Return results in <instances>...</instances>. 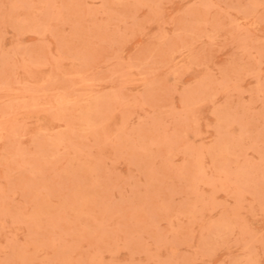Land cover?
<instances>
[{
    "label": "rangeland",
    "instance_id": "obj_1",
    "mask_svg": "<svg viewBox=\"0 0 264 264\" xmlns=\"http://www.w3.org/2000/svg\"><path fill=\"white\" fill-rule=\"evenodd\" d=\"M0 264H264V0H0Z\"/></svg>",
    "mask_w": 264,
    "mask_h": 264
}]
</instances>
